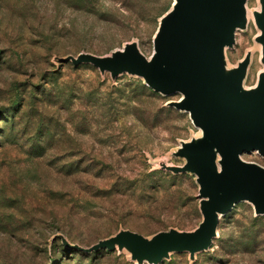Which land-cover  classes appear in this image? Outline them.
I'll list each match as a JSON object with an SVG mask.
<instances>
[{
  "label": "rangeland",
  "instance_id": "374dc122",
  "mask_svg": "<svg viewBox=\"0 0 264 264\" xmlns=\"http://www.w3.org/2000/svg\"><path fill=\"white\" fill-rule=\"evenodd\" d=\"M172 2L0 0V264H136L126 251L102 250L91 261L57 235L88 248L122 229L151 237L201 222L195 176L160 169L182 166L173 152L201 134L187 113L166 106L181 95L61 60L106 56L132 41L149 58L158 16ZM247 9L248 27L226 59L235 67L251 51L250 88L264 70L252 15L259 0ZM218 232L194 262L174 253L162 264H264V216L250 204L222 217Z\"/></svg>",
  "mask_w": 264,
  "mask_h": 264
},
{
  "label": "water",
  "instance_id": "95a60500",
  "mask_svg": "<svg viewBox=\"0 0 264 264\" xmlns=\"http://www.w3.org/2000/svg\"><path fill=\"white\" fill-rule=\"evenodd\" d=\"M248 0H173L160 18L153 36V52L146 57L136 41L106 56L82 52L61 60L74 66L92 65L112 80L127 74L143 80L152 91L167 97V107L187 113L200 136L182 140L173 152L184 160L182 166L160 163L173 175L191 174L199 187L202 220L192 231L170 228L146 237L120 230L88 248L62 244L87 254L126 251L136 264H162L174 253L207 252L219 236L222 217L239 203H248L255 216H264V165L247 161L242 155L257 152L264 159V70L255 86L244 82L251 63V51L235 67H228L226 51L236 45L238 31L248 27ZM252 12L260 33L264 65V0Z\"/></svg>",
  "mask_w": 264,
  "mask_h": 264
},
{
  "label": "trees",
  "instance_id": "16d2710c",
  "mask_svg": "<svg viewBox=\"0 0 264 264\" xmlns=\"http://www.w3.org/2000/svg\"><path fill=\"white\" fill-rule=\"evenodd\" d=\"M170 7H171V5L164 11V12H162L159 16H158V18H160L166 11H168L169 9H170ZM151 92H152V90H150ZM19 101L20 100H16V101H14V104H13V109H12V115L10 116L11 118H10V120L12 121L13 119H14V112H15V108H17L18 107V104H19ZM5 122H6V119H3ZM5 128H11V125H9L8 123H5ZM0 127H2V126H0ZM2 129V128H1ZM6 133V132H5ZM4 133V134H5ZM165 174H168V175H172L171 173H165ZM173 176V175H172ZM174 177V176H173ZM68 251H72V250H69L68 249ZM103 251H105V250H103ZM101 253V251H99V253H90V254H87V253H84L86 256H87V258L88 259H91V261L97 256V255H99Z\"/></svg>",
  "mask_w": 264,
  "mask_h": 264
},
{
  "label": "built area",
  "instance_id": "2783aa9c",
  "mask_svg": "<svg viewBox=\"0 0 264 264\" xmlns=\"http://www.w3.org/2000/svg\"><path fill=\"white\" fill-rule=\"evenodd\" d=\"M252 153H255L263 162H264V159L262 158V157H260L259 156V154L257 153V152H252ZM245 155L246 154H244V155H242V157H243V159H245L246 160V158H245ZM248 161V160H247ZM254 162V161H253ZM258 163V162H257ZM259 164H261V163H259ZM261 165H264V163L263 164H261Z\"/></svg>",
  "mask_w": 264,
  "mask_h": 264
}]
</instances>
